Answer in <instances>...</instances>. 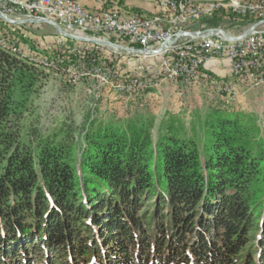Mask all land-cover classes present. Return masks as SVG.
<instances>
[{"label":"trees","instance_id":"obj_1","mask_svg":"<svg viewBox=\"0 0 264 264\" xmlns=\"http://www.w3.org/2000/svg\"><path fill=\"white\" fill-rule=\"evenodd\" d=\"M47 77L0 47V264H264L253 120L212 108L190 136L143 115L92 122L79 149L75 130L24 124Z\"/></svg>","mask_w":264,"mask_h":264},{"label":"rangeland","instance_id":"obj_2","mask_svg":"<svg viewBox=\"0 0 264 264\" xmlns=\"http://www.w3.org/2000/svg\"><path fill=\"white\" fill-rule=\"evenodd\" d=\"M111 1H117L119 5H122L127 0H105L104 2L109 5ZM129 2L134 8L129 12L140 14V17H155L163 13L161 7L163 0H129ZM107 5H104V8L102 5V9L95 10L99 12L107 8ZM138 7L146 9L143 8L141 12ZM120 9L122 17H130V13L124 8ZM222 12L223 14H219ZM256 12L260 15L245 16L243 11L235 7H227V2H219V6L202 7L197 13L179 17V24H182V27H190V31L221 29L230 36L238 37L255 24L264 21V3L256 4ZM207 16L210 18L207 19ZM213 19H216V27L201 29L206 20ZM26 26L24 30L26 38L22 36L21 42L33 49L35 54L32 57L35 59H45L60 46L57 43L60 38L53 27L46 24ZM257 31H264V24ZM104 38L112 42L115 40L111 36ZM34 41L42 42L47 49H38L34 46ZM68 41L70 42H66V48L81 46L79 42ZM107 55L105 51L100 54L101 57ZM148 61L152 64L157 63L154 60ZM134 63L135 60L126 58L124 55H117L113 64L116 74H112V80L102 81L100 85L96 80H84L73 84L68 82L63 74L46 73L48 77L40 93L33 97L30 113L24 124L35 126L44 135L59 132L62 129L75 130L76 144L81 149L84 146V133L92 122L112 120L123 122L143 115L155 119L157 128L164 120L167 123L179 121L187 136H190L191 123L194 120L205 117L210 112L209 108L210 110L222 108L253 120L264 138V88L250 91L245 89L246 91L240 92L237 100H233L236 98V90H232V93L229 90L219 92L215 82L223 81V78L214 76L205 67H198L197 79L187 77L181 79L180 83H172V76L149 74L145 69L138 71ZM74 69H79V62H74ZM83 72L106 73V64H83ZM135 72L138 73L135 74ZM135 82H142V84H139L136 89L132 85H127ZM226 83H233V76L226 78ZM167 84L173 85L176 90L166 93L164 89H168ZM255 84L256 81L252 78L238 80V88L259 86ZM205 87H212V89ZM192 89L206 93L203 105H199L202 99L200 103L197 102L198 99L191 100L194 96ZM209 97H212L213 101H210ZM154 134H157V129L154 130Z\"/></svg>","mask_w":264,"mask_h":264},{"label":"built area","instance_id":"obj_3","mask_svg":"<svg viewBox=\"0 0 264 264\" xmlns=\"http://www.w3.org/2000/svg\"><path fill=\"white\" fill-rule=\"evenodd\" d=\"M219 2H227V7H235L248 16L260 15L256 12V4H263L264 0H163L161 3L163 13L148 17V21H140V14L135 12H130V18H122L118 15V8L123 6L117 1H111L107 8L99 12H92L83 7L81 0H0V10L16 21L47 18L69 34L109 42L112 41L104 37L111 36L115 39L113 44L128 49L158 51L164 44L168 45L156 55L143 56L90 43L79 42L81 45L79 47L66 48L68 40L57 34L60 38L57 43L60 46L45 59H35L32 57L35 54L33 49L21 42L22 36L26 38L24 34L26 25L34 24L11 25L0 20V47L37 64L47 74H63L68 82L73 84L84 80H96L100 85L102 81L112 80V74H116L113 64L117 55L135 60L134 67L138 71L145 69L149 74L172 76V83H180L181 79L187 77L197 79V67L207 68L212 62L227 60L230 63L233 83H226V78H223V83L219 85H227L228 89L236 90V98L233 100H237L240 92L245 89L250 91L264 88V31H257V28V33L237 41L214 37L184 38L171 45L178 32L190 31V27H182V24H179V17L189 16L202 7L219 6ZM209 18L210 16H207V19ZM33 44L38 49H47L42 42ZM103 50L108 54L105 57L100 56ZM148 60L157 63L153 65L152 62L148 63ZM74 62H79V69H74ZM83 64H106V73L83 72ZM251 77H260L258 87L238 88V80ZM139 84L142 82L127 85H132L136 89ZM209 100L213 101V98L209 97Z\"/></svg>","mask_w":264,"mask_h":264},{"label":"water","instance_id":"obj_4","mask_svg":"<svg viewBox=\"0 0 264 264\" xmlns=\"http://www.w3.org/2000/svg\"><path fill=\"white\" fill-rule=\"evenodd\" d=\"M0 20H2L3 22H5L7 24H11V25L46 24V25L53 27L55 29V31L61 37L66 38V39L71 40V41L113 47V48H116L119 50H126V51H129L131 53L143 55V56L156 55V54L160 53L161 51L165 50L168 46L167 44H164L162 46V48L158 51L123 48V47L115 45L109 41L87 38V37H82V36H75V35L69 34V33L65 32L57 23H55L54 21L47 19V18L16 21V20H13V19L9 18L8 16H6L1 10H0ZM263 24H264V21L255 24L249 30H247L243 35H241L239 37H231L230 35H228L226 32H224L221 29H210L207 31H180L177 33V35H176L175 39L172 41L171 45L174 44L175 42H177L179 39H184V38L204 39V38L214 37V38H220V39H223L226 41H237V40L241 39L242 37H246L248 35H252V34L257 33L256 29L259 28Z\"/></svg>","mask_w":264,"mask_h":264},{"label":"crops","instance_id":"obj_5","mask_svg":"<svg viewBox=\"0 0 264 264\" xmlns=\"http://www.w3.org/2000/svg\"><path fill=\"white\" fill-rule=\"evenodd\" d=\"M104 1L105 0H81V3L83 5V7H85L86 10L96 11V10L104 8V5L108 4L107 2H104ZM110 3L111 2H109V5H110ZM102 5H103V7L101 8ZM122 6L125 9V11L128 13H130L129 10H132V8H133L131 6V2H129V0L125 1L124 4H122ZM138 8L141 9V12H143L142 9L144 7L143 8L138 7ZM144 9H146V8H144ZM126 18H129V17H126ZM229 66H230V63L227 60L215 61V62H212L211 64H209L206 69H207V71L212 72L214 76L221 77V78H229L231 75ZM167 86H168V89H164V90H166V93H172L174 90H176V87H174L173 85L171 86V85L167 84ZM191 92L194 94V96L192 97L191 100L195 99V101H196V99H198L197 102L200 103V101L202 99V102L199 105L200 106L203 105V99L205 96H207L206 93L203 92L202 90L198 91L195 89H192ZM209 111H210V108H209Z\"/></svg>","mask_w":264,"mask_h":264},{"label":"bare ground","instance_id":"obj_6","mask_svg":"<svg viewBox=\"0 0 264 264\" xmlns=\"http://www.w3.org/2000/svg\"><path fill=\"white\" fill-rule=\"evenodd\" d=\"M121 11L122 10L120 8H118V15H120V16H122L121 13H120ZM193 12L197 13V11H193ZM122 18H125V17H122ZM140 21H148V18L140 17ZM197 69H198V67L196 68V70ZM263 69H264V62H263ZM251 78L256 81L255 85H259L260 84V77H251ZM219 83H223V81H220V82L216 81L215 82V87L218 89L219 92L223 93V92H227L226 90H229V92L232 93V90L228 89L226 85H219Z\"/></svg>","mask_w":264,"mask_h":264}]
</instances>
